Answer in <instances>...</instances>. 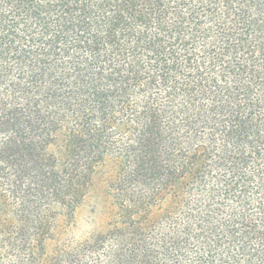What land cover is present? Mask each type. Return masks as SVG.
Segmentation results:
<instances>
[{
    "label": "trees",
    "instance_id": "16d2710c",
    "mask_svg": "<svg viewBox=\"0 0 264 264\" xmlns=\"http://www.w3.org/2000/svg\"><path fill=\"white\" fill-rule=\"evenodd\" d=\"M54 12L61 39L21 29ZM107 155L162 261L264 264V0H0L1 248L37 264Z\"/></svg>",
    "mask_w": 264,
    "mask_h": 264
},
{
    "label": "rangeland",
    "instance_id": "374dc122",
    "mask_svg": "<svg viewBox=\"0 0 264 264\" xmlns=\"http://www.w3.org/2000/svg\"><path fill=\"white\" fill-rule=\"evenodd\" d=\"M218 11L217 18L220 16ZM58 13L54 12L46 19V23H19L26 35L36 34L49 38L61 29L56 23ZM22 19L20 22H23ZM213 22V21H212ZM73 34L68 39H73ZM130 41V40H126ZM147 67L153 68L149 61L144 62ZM154 70V69H152ZM158 79V78H157ZM140 94H146L147 98L161 100V92L158 87H142ZM123 142H129L128 137ZM124 156L107 155L104 163L97 166L93 175L92 184L82 201L77 205L70 217L62 212L55 215L50 222L49 231L37 245L34 261L37 264H115L114 256L124 254L131 255L132 248L138 249V253L128 264H168L161 260V242L157 229L150 228L147 231H139L134 225L132 217L123 219L113 196L109 193V183L123 166ZM138 192L142 189L138 186ZM10 205L12 202H10ZM153 207V211H156ZM139 222V220H138ZM15 221L6 222L5 231L13 228ZM127 224V225H126ZM32 234V233H31ZM144 239L145 247L141 249L138 244ZM4 236L0 237V248L3 247ZM125 251H123V250ZM146 254V258H142ZM30 247L27 251L19 249H0V264H29ZM126 255V256H127ZM122 261V260H121Z\"/></svg>",
    "mask_w": 264,
    "mask_h": 264
}]
</instances>
